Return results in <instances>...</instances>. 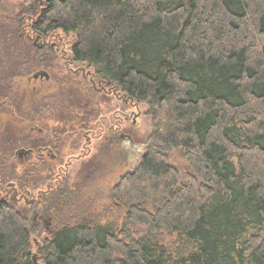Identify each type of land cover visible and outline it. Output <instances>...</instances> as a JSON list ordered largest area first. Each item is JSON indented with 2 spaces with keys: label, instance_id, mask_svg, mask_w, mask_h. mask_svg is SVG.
<instances>
[{
  "label": "trees",
  "instance_id": "obj_1",
  "mask_svg": "<svg viewBox=\"0 0 264 264\" xmlns=\"http://www.w3.org/2000/svg\"><path fill=\"white\" fill-rule=\"evenodd\" d=\"M14 21L0 26V100L42 67L50 48L32 38L60 30L75 36L77 62L148 105L152 128L139 165L112 191L142 235L68 221L35 261L41 223L4 200L0 264H264V0H25ZM16 145L0 138L6 182ZM62 198L53 191L47 202Z\"/></svg>",
  "mask_w": 264,
  "mask_h": 264
},
{
  "label": "rangeland",
  "instance_id": "obj_2",
  "mask_svg": "<svg viewBox=\"0 0 264 264\" xmlns=\"http://www.w3.org/2000/svg\"><path fill=\"white\" fill-rule=\"evenodd\" d=\"M24 1L0 0V26L14 24L15 16L19 13L20 5ZM32 39L37 46L47 45V48H50L48 50L50 54L45 61L49 62L48 70L51 77L42 85L38 80L29 81L28 75L16 78L14 84L15 97L10 101L14 100L16 104L24 103L29 106L28 110L34 105H51L49 103L52 102H62V105L69 106L82 105L81 108L87 109L86 114L90 113L88 116H99L102 122L108 123L106 125L108 127L117 125L121 129H125L132 135L135 143L133 150L131 152L126 151L125 155L120 152H117V155L112 152L111 155L109 151L103 148L100 153L101 164L95 169L85 168L78 175L74 165L69 168L66 172L69 179L67 183H64V188L69 189L68 193L65 195L64 201L52 209L53 219L48 220L50 225L40 222L42 227L38 232L33 233L32 253L36 255V250L45 243V238L51 235L46 228L56 231L68 221L78 222L82 219L92 218L101 224L112 225L118 231L125 229L132 236L142 235L145 227L137 223H126L125 208L113 199L112 191L126 173L133 171L139 165L141 157L146 151L147 136L152 128V116L148 112V105L144 102L130 100L118 90L114 91L106 82H101L95 77L93 67H89L84 62H77L71 52V46L75 41V36L72 33L66 34L57 30L44 37V40L40 38L36 40V37ZM38 90L41 91L38 92ZM10 101L8 105H11ZM58 115V113L51 111L44 114L43 118L36 119L32 121V124H29L25 120L20 121L17 118L13 119L1 114L0 133L7 126H14L17 130L20 129L22 135H25L29 133V127L32 128L33 125H37L38 128L34 129L36 133H32V135L39 138L48 135L51 129L64 126L68 130V134L63 136L65 142L61 155L63 163H66L72 156H77L82 152L76 145L79 141L83 143L86 139L84 135L78 139L77 133H72L77 129L75 119L68 118L64 122H56V119L51 118ZM64 115L68 116L70 112L69 114L65 112ZM73 115L79 118L81 111H75ZM1 117H8V119L4 118L5 122H2ZM1 135L3 134L1 133ZM171 162L179 167L185 179L189 178L191 173L189 162L180 152L174 153ZM42 176L45 177L46 174ZM34 188H36L35 192L44 190L45 193H48L51 191L46 184L37 185L31 189ZM30 221L35 223L33 214H30ZM36 261H38V257H36Z\"/></svg>",
  "mask_w": 264,
  "mask_h": 264
},
{
  "label": "flooded vegetation",
  "instance_id": "obj_3",
  "mask_svg": "<svg viewBox=\"0 0 264 264\" xmlns=\"http://www.w3.org/2000/svg\"><path fill=\"white\" fill-rule=\"evenodd\" d=\"M39 38L44 40V38L40 36L36 37V40ZM38 47L44 49L47 48V45H40ZM49 54L50 52L48 51L42 52V67L35 69L28 75L29 81L38 80L41 82V85L49 81L51 77L48 70L49 62L45 61ZM40 71H45L46 73L35 76ZM40 91L41 90H38V92ZM8 102L7 100H0V115H6L13 119L17 118L20 121L25 120L27 123L32 124V121L41 119L44 117V114L53 111L59 114L55 116L57 118L51 117L52 119H56V122H64L68 118L75 119V124H77L75 127H77V129L72 133H77L78 139L81 135H84L86 139L83 143L78 140L79 143L76 145L82 152L77 156H72L66 163H63V157L61 155L65 142L63 136L64 134H68V130L64 126L62 128L56 127L51 129L48 135H43L39 138H35L32 135V133H36L34 129L38 128L37 125H33L32 128L29 127L30 131L28 134L26 133L27 135H22L20 129L17 130L14 126H7L1 132L3 135L0 133V138L12 136L17 142L16 148L10 158L12 165L9 164L13 166L15 172L13 180L6 182L5 176H3V168L0 173V202L6 200L14 203L15 207L18 209L24 207L29 214H33V219L36 224L38 222H44V224L46 223L45 225H50L48 220L53 219L52 209H54V207L50 202H47V197L48 195L52 196L53 191L59 194L61 193V196L62 194H67L63 192V189L64 183H67L69 179L68 173L66 172L71 166H75L77 174L79 175L85 168L95 169L96 166L101 164L100 153L103 148L109 151L111 155L112 152L116 153L115 155L118 154L117 152L125 155L126 151L131 152L135 146L134 139L129 132H126L125 129H121L117 125H112L111 127L106 126L108 123L102 122L99 116H88L90 113L86 114L87 109L81 108L80 106L82 105L69 106L62 105V102H52L49 103L51 105H34L28 110L27 108L29 106L24 103L20 102L16 104L13 100L10 101L11 105H8ZM75 111H81L82 116L80 115L78 118L76 115H73ZM65 112H68V114L70 112V115H64ZM8 117H1L2 122H5L3 119H8ZM20 121L18 123L21 126ZM97 130L98 132H96ZM92 150H94V153H92ZM55 173L56 176L54 175ZM39 174L40 177H38ZM43 174L44 176L46 174V176L43 177ZM41 184H46L48 188L50 187L51 191L45 193L44 190L35 192L34 190L36 188L31 189ZM64 199L65 198H62V201H64ZM46 229L51 234L56 233L54 229Z\"/></svg>",
  "mask_w": 264,
  "mask_h": 264
},
{
  "label": "water",
  "instance_id": "obj_4",
  "mask_svg": "<svg viewBox=\"0 0 264 264\" xmlns=\"http://www.w3.org/2000/svg\"><path fill=\"white\" fill-rule=\"evenodd\" d=\"M44 73H46V72L45 71H40L35 76H37L38 74H44ZM34 260L36 261V255H34Z\"/></svg>",
  "mask_w": 264,
  "mask_h": 264
}]
</instances>
